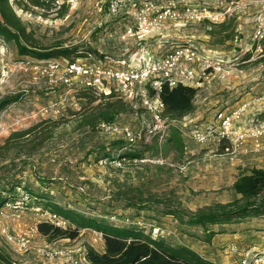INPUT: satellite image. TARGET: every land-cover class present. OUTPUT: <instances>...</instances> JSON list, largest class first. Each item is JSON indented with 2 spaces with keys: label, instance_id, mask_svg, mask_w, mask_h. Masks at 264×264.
Segmentation results:
<instances>
[{
  "label": "rangeland",
  "instance_id": "rangeland-1",
  "mask_svg": "<svg viewBox=\"0 0 264 264\" xmlns=\"http://www.w3.org/2000/svg\"><path fill=\"white\" fill-rule=\"evenodd\" d=\"M10 1L37 39L39 47L49 50L77 49L72 52L71 59L83 61L92 58L106 61L128 59L132 54L143 51L145 46L158 54H164L172 47L189 41L204 47L208 44H222L233 33L238 22L237 16H244L245 8L242 10L240 3H248L246 9L250 11L264 9V0H128L117 13L109 10L114 0H43V7L28 0L23 1V6L15 0ZM227 1H233L231 13L234 18L226 28H220V24L213 26L211 24L214 22L210 20L186 26L177 24L179 20L187 19L189 8L208 7L213 12H223L227 8ZM163 7L170 12L167 19L159 24L155 19L161 9L164 10ZM144 21L152 23L149 28L153 27L147 35L143 38L137 35L123 37L127 25L137 30L138 23ZM189 33H195L197 38H189ZM58 61L64 63L62 58ZM257 62L260 64L256 65L261 67L257 79L258 92H251L248 85L245 90H240L245 91V94H264V62L260 59ZM53 64L52 59L21 56L13 45L0 38V99L21 94L19 101L0 113V134L3 137L0 146L12 132L35 125L36 129L29 137L37 139L42 134L50 136L30 155L13 153L6 161L0 158V190L11 186V183L21 182L37 197L20 218L8 213L3 220L11 234L27 231L36 223V212L30 208L46 203L43 200L40 202V195H43L47 201L52 200L87 217H97L108 222L112 215L123 216L130 212L143 219L141 227L144 231H148L150 224L154 223L166 230L165 237L169 242L190 245L196 239H206L208 233L201 228L187 227L179 220L164 215L165 207L176 206L192 212L231 202L239 197L232 186L240 174V164H264V148L254 150L252 141L244 143L246 152L237 151L234 156L223 155L227 143L191 142L188 138L190 130L214 126L219 118L213 116L218 112L210 104L202 102L201 118L192 121L188 117L174 125L182 132L183 149H167L164 143L161 144L159 151L166 159L165 164L127 162L124 169L100 166L99 159L118 158L130 148L120 136L79 126L80 111L82 113L81 108L85 102L80 96V88L84 86L83 78L74 77L71 79L72 84H69L65 82L63 68H52L55 66ZM240 91L230 96V104L237 100ZM100 101H95L93 105ZM125 102L130 105L135 103L136 107L133 106L134 110L129 108L123 111L116 121L135 130L144 128L150 115L139 102ZM221 102V99L216 102L217 107H220ZM223 108L225 106L220 107ZM185 122L186 126L183 125ZM150 145H139L132 151L142 154L140 158L153 159L158 154L153 146L149 148ZM138 194L147 199L150 209L139 210L126 205L127 198L136 199ZM235 223L239 225L237 228L245 227L241 231H245L244 238L249 241L239 238L228 242V245L234 242L241 251L257 247L251 242L252 234H256L258 229L264 230V217ZM218 228L221 230L222 226ZM97 236L96 230L85 228L75 239L49 241L39 232L32 239L31 250L24 252L7 242L0 232V244L16 264H57L56 260H47L38 250L47 246L65 247L77 256L82 255L89 246L103 251V239ZM228 245H224L222 250L227 249ZM232 256L237 263L240 255Z\"/></svg>",
  "mask_w": 264,
  "mask_h": 264
},
{
  "label": "built area",
  "instance_id": "built-area-1",
  "mask_svg": "<svg viewBox=\"0 0 264 264\" xmlns=\"http://www.w3.org/2000/svg\"><path fill=\"white\" fill-rule=\"evenodd\" d=\"M128 0H114L109 5L112 13L121 10L122 5ZM228 8L223 12H213L208 7H193L188 9L186 20H179L178 25L186 26L189 23H201L210 20L218 23L227 12L232 9V2H228ZM161 9L157 14L155 21L160 24L167 19L170 10ZM253 31L250 42L243 47L244 55L252 54L249 60H259L264 57V9L257 11L252 19ZM152 23L147 21L139 22L138 29L135 30L131 25L126 26L124 38L138 36L143 38L150 31ZM158 25V24H156ZM239 55L233 57H223L221 53L213 48L198 45L193 41L178 44L172 47L167 53L158 54L144 47L143 51L132 54L128 59L119 61H106L103 59L81 60L62 58L63 64L59 58H52V68H63L65 82L72 84L74 77L83 78L84 86H91L99 93L109 95L114 92L124 101L131 103L137 101L142 108L150 115V120L140 130H135L128 125H121L117 121L102 122L98 129L104 134L117 135L122 137L130 147H136L147 143L153 136L159 135L164 140L168 129L181 120L185 121V116L181 120L170 119L165 116V107L160 93L163 82H168L174 86L181 82L199 89L211 86L214 82L228 83L233 66L232 63H240ZM50 60V59H49ZM228 87V85H227ZM136 107V104H132ZM183 125H187L185 122ZM0 134V141L2 140ZM188 138L196 144H208L217 142L219 144L227 143L223 155L233 156L238 152H246L243 147L247 141H252L254 150L260 151L264 148V95L246 100L237 104L233 109L221 113L214 126H208L204 129H192L188 132ZM154 162L165 164L166 159L162 155H156L153 159H144L134 157L127 158H101L98 161L100 166H108L124 169L128 163ZM35 197L24 188H16L15 197L7 201L0 207V225L1 234L6 241L15 245L20 251L28 252L32 248V239L39 233L38 224L42 221L53 224L55 227L67 229L71 226L69 220L59 213L44 208L41 205L32 206L37 215L36 223L27 231L11 234L9 228L3 224V220L8 213L20 218L21 215L29 209ZM125 213L123 216L112 215L111 220L126 225L142 228L143 219L139 216ZM153 237H165L166 230L160 225L151 223L147 231ZM97 238L103 239V234L96 231ZM104 240V239H103ZM227 253L230 255L238 254L240 259L237 264H264V252L253 247L246 251H241L239 246L231 242L227 246ZM259 250L260 252L256 251ZM38 252L47 260H56L57 264H89L87 259V249H84L82 255L77 256L71 249L58 246H47L39 249Z\"/></svg>",
  "mask_w": 264,
  "mask_h": 264
},
{
  "label": "trees",
  "instance_id": "trees-1",
  "mask_svg": "<svg viewBox=\"0 0 264 264\" xmlns=\"http://www.w3.org/2000/svg\"><path fill=\"white\" fill-rule=\"evenodd\" d=\"M23 1L15 0L17 4H21L22 6ZM28 1L36 6H44L43 0ZM220 28H225V25H220ZM0 38L13 45L19 55L30 56L39 60L52 58L71 59L72 52L77 51V49L70 48L49 50L45 47H39L37 39L17 14L10 0H0ZM260 61L264 62V57ZM80 89H82L80 96L85 99V102L81 108L83 109L82 113L80 111L81 119L79 126L91 127L95 130L98 129V126L102 122L116 121L123 111L129 108L130 110H134L133 105L125 102L114 92L106 95L99 93L91 86H82ZM197 93V88L181 82L174 86H170L168 82H163L160 97L164 103L165 116H168L170 119L181 120L191 114L196 108L195 99ZM97 94H100V96ZM20 98V93L1 98L0 113L12 103L19 101ZM99 99L101 101L93 105ZM35 129L36 125L12 132L6 138L4 144L0 146V158L6 161L9 159V155L13 153L16 155L23 153L30 155L34 151L36 152L38 147L42 146L50 136L42 134L37 139L29 137L28 135ZM162 143H164V148L182 150L184 147L182 132L178 127L173 125L168 129L164 140H161L159 135H155L144 144H151L149 148L152 149L153 146L157 154L162 155L159 151ZM128 147L130 150L122 152L119 158L131 159L143 156L138 152L132 151L137 146L130 147L128 145ZM21 185L33 195L23 183H11V186L0 190V207L15 197L16 188ZM232 187L239 197L231 202L217 204L192 212L181 207L167 206L165 207L164 215L179 220L187 227L204 228L216 224L235 223L249 218L264 217V168L252 167L244 170L236 178ZM40 198V202L42 200L46 202L40 203L42 207L59 213L67 218L71 224L69 228L62 229L48 222H40L38 230L47 240L55 241L61 238L75 239L79 236L80 231L85 228L94 229L103 234V251H98L91 246L87 247V259L90 264H220L215 260L203 256L188 244H174L169 242L166 237H153L142 228L118 223L111 219L108 222L97 217H87L74 209L62 207L52 200L47 201L46 196L40 195ZM126 205L139 210L150 209L149 202L141 194H138L136 199L127 198ZM217 233L218 231L211 230L207 234V238L211 239ZM0 264H16L10 253L1 244Z\"/></svg>",
  "mask_w": 264,
  "mask_h": 264
},
{
  "label": "crops",
  "instance_id": "crops-1",
  "mask_svg": "<svg viewBox=\"0 0 264 264\" xmlns=\"http://www.w3.org/2000/svg\"><path fill=\"white\" fill-rule=\"evenodd\" d=\"M240 4L242 6V10L243 8H245V10H243L244 16H241V14L237 16L238 22L236 23L235 29L234 31H232L233 33L230 35V37L226 38L227 40H225L222 44H208V46L205 45V47H210L218 50L221 53V55L226 58L239 55L242 59L240 63L238 62L232 63L233 71L228 83L214 82L211 86L199 89L195 99L196 108L191 114L187 115V117H189L192 121L201 118L200 104L202 102H204L205 104H210L212 109L218 112L216 114L215 113L213 114V116L217 118L221 113H225L233 109L239 103L264 95V94L257 95V94H248V93L245 94L246 93L245 91L244 92L240 91L249 85L251 92H258L259 83L257 79H258V73L261 69L260 66L256 65V64H260L259 62H257L258 59L249 60L252 54L250 53L246 55L242 54L243 47L247 45L251 40L252 31H253L252 19L256 11H250V9H246L248 6V3L246 2H242ZM232 18L234 17L230 11L227 12L225 16L221 18V20L218 23H213L211 25L214 26L218 24L220 25L224 24L226 28L229 24V21H231ZM187 36L192 39L197 38L195 33H191V34L189 33ZM253 65L256 66L253 67ZM249 67L252 68L249 69ZM237 91H240L239 95H237L236 97L237 100H235L232 104H230L231 101L229 100L230 96ZM219 97H221L220 99L222 100L220 107L225 106V108L223 109H220V107H217L218 105H216V102L220 101ZM223 103L226 105H224ZM240 165H241V168L239 169L240 173L252 167L264 168V164L263 165L256 164L255 166L254 165L248 166L246 162V163H241ZM242 223L239 224L241 225ZM259 225H262V223H259ZM219 226H222L221 230H219L218 228ZM236 226L239 225L236 223H227L221 225L219 224L211 225L208 226L207 228L197 227V228H201L206 233H209L211 230L218 231V233L215 234L213 237H211V239H208L207 237L204 240L196 239L195 242L190 244V246L194 250L202 254L203 256L215 260L220 264H237L233 256L228 255L226 249L222 250V247H224V245L226 244L228 245V242L230 241H234L239 238H241L242 240L245 239L243 241L246 240L249 241L247 238H244L245 231H241L242 228L244 229L245 227L237 228ZM251 242L255 243V245H257V248L260 246L261 248L259 249H262V251L264 252V245H262L264 243V230L258 229L256 231V234L253 233ZM102 243H103L102 247L104 248V240Z\"/></svg>",
  "mask_w": 264,
  "mask_h": 264
}]
</instances>
